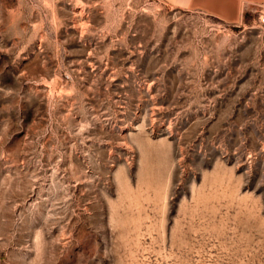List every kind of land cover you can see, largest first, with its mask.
<instances>
[{
	"label": "rangeland",
	"instance_id": "374dc122",
	"mask_svg": "<svg viewBox=\"0 0 264 264\" xmlns=\"http://www.w3.org/2000/svg\"><path fill=\"white\" fill-rule=\"evenodd\" d=\"M0 264H264L256 16L0 0Z\"/></svg>",
	"mask_w": 264,
	"mask_h": 264
},
{
	"label": "crops",
	"instance_id": "0c3cea01",
	"mask_svg": "<svg viewBox=\"0 0 264 264\" xmlns=\"http://www.w3.org/2000/svg\"><path fill=\"white\" fill-rule=\"evenodd\" d=\"M171 7L236 24L256 16L264 0H162Z\"/></svg>",
	"mask_w": 264,
	"mask_h": 264
},
{
	"label": "built area",
	"instance_id": "2783aa9c",
	"mask_svg": "<svg viewBox=\"0 0 264 264\" xmlns=\"http://www.w3.org/2000/svg\"><path fill=\"white\" fill-rule=\"evenodd\" d=\"M256 19L258 27L264 29V5L261 6L256 13Z\"/></svg>",
	"mask_w": 264,
	"mask_h": 264
}]
</instances>
